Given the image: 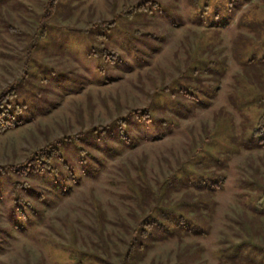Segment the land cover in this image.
Masks as SVG:
<instances>
[{"label":"rangeland","instance_id":"rangeland-1","mask_svg":"<svg viewBox=\"0 0 264 264\" xmlns=\"http://www.w3.org/2000/svg\"><path fill=\"white\" fill-rule=\"evenodd\" d=\"M48 1L0 6V91L11 85L24 120L0 133V164L69 136L59 150L73 172L61 165L66 190L55 174L27 178L36 192L24 197L22 221L9 216L0 178V264H72L76 255L113 264L128 238L119 218L132 225L131 213H144L134 183L154 190L170 176L182 184L172 201L218 173L207 231L157 241L137 264L195 252L202 264H232L231 242L245 237L241 222L252 221L264 183V132H252L264 112V0H57L42 29ZM257 227L264 248V216Z\"/></svg>","mask_w":264,"mask_h":264},{"label":"trees","instance_id":"trees-1","mask_svg":"<svg viewBox=\"0 0 264 264\" xmlns=\"http://www.w3.org/2000/svg\"><path fill=\"white\" fill-rule=\"evenodd\" d=\"M5 1L0 0V6ZM147 1L144 0V2ZM190 1L195 3L198 0ZM56 3L57 0H49L45 5L39 19L42 29L45 26V22L54 14ZM142 4L141 2L133 7V9H139L142 7ZM106 23L109 24L111 22ZM6 28L8 31H12L13 29L9 24L6 25ZM106 56H108V53L103 55L105 62H114L112 58L105 59ZM112 56L117 59V54L114 51L112 52ZM13 96L14 92L11 85L0 91V133L19 126L24 122L20 107L11 102ZM252 132L254 136L264 132V112L256 119ZM68 137L60 136L42 145H33L32 148H29L28 155L21 162L0 164V178H6L8 186L7 197L10 198V217L19 219L20 221L26 220L28 217L26 211H24V205L27 203L24 197L34 194L36 188L27 178H39L44 177L46 174H55L63 183V190L70 187V184L68 185L64 180L66 175L62 171L63 167L61 165L66 168L68 167L70 172H73V169L69 163L62 160L59 150V144L62 143L63 139H67ZM261 146L263 145H258V147ZM217 175L219 179L213 183H205L203 179H200L195 183L189 182V184H184V187L195 185V189L199 193L184 192L180 198L172 201L169 198L170 193L182 189V184L171 179L170 176L166 180H163L166 182L156 185V189L154 190L134 183L133 185L137 191L135 194L138 201L137 207L144 213L138 215L133 211L131 213L133 219L132 225H129L125 219L119 218L118 224L123 226L128 238L124 241L123 250L119 252V260L113 264H137L143 259L148 249L157 241L172 236L186 235L190 232L196 234L207 231L208 219L205 218L204 215L206 213L203 209H207L210 205L208 202L210 201V194L213 193L212 191L220 186L223 174L218 173ZM37 195L40 199L44 197L41 192ZM249 207L254 216L252 221L246 219L244 222H241L245 231V237L240 238L239 241L231 242V256L228 258L232 264H264V248L259 247L256 245L258 243L255 242L257 235L262 236L261 230L255 227L259 224V219L264 216L263 182H257L255 196H253ZM96 211V226L100 235L104 228L105 215L98 204ZM5 232L4 229L0 228V239H2V235ZM79 253L82 252L80 251ZM238 255L240 256L239 258ZM95 257L97 256L95 255ZM106 258L110 259L108 253L106 254ZM74 259L72 264H80V259L77 255ZM197 259V252L190 255L176 253L173 264H202L198 261L196 262L195 260ZM38 264H41V262L39 261ZM107 264H112V262H107Z\"/></svg>","mask_w":264,"mask_h":264}]
</instances>
